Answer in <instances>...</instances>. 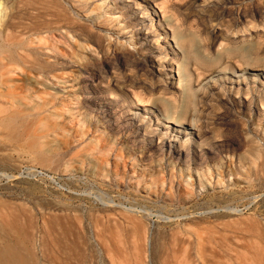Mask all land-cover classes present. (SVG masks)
Returning <instances> with one entry per match:
<instances>
[{
  "label": "rangeland",
  "instance_id": "obj_1",
  "mask_svg": "<svg viewBox=\"0 0 264 264\" xmlns=\"http://www.w3.org/2000/svg\"><path fill=\"white\" fill-rule=\"evenodd\" d=\"M80 1L85 4L86 11L76 6L77 3L73 11L68 10L69 4L73 5L68 0H0L1 6L4 4L11 12L17 26L15 31L22 33L21 36L33 32L44 35L46 30L55 32L57 25L68 17L89 22V16H92L94 32L117 36V47H132L135 36L130 39V29L121 30L123 19L118 9L113 10L112 0ZM202 3L201 0H152L149 5L159 18L158 6L169 9L178 22L184 23L185 31H192L197 36L199 46L208 47L212 54L221 45L226 46L227 39H222L220 31L211 34L210 27L225 31L232 22L227 13L222 18L213 16L211 21L204 15L200 17L202 20L199 19L197 11H201ZM239 3L240 0H235L228 6L235 8ZM99 13L108 19L118 18L108 20L104 25L94 19ZM137 16L138 13L134 15ZM155 28L148 39L154 46H163V40H158L160 30ZM67 38L75 47L78 59H82L76 64L83 68L86 62L93 63L95 68L105 71L102 78L118 74L116 78L121 83L123 75H130L129 80L138 86L148 77L159 75L167 86L172 85L175 95L181 91L176 63L172 64L168 76L164 75L168 66L160 69L156 63H151L148 70L137 72L132 66L117 62L110 52L97 50L94 44H89L90 54L83 50L82 40L80 42L71 34ZM104 39L105 43L109 40L106 36ZM254 40L262 44L264 37ZM243 41L245 44L244 39L240 43ZM168 43L175 45L171 40ZM260 50V55L264 56V46ZM175 53L181 54V51ZM37 56L47 59L39 52ZM232 69L234 71L227 69L220 75L214 73V79L220 78L214 92L218 90L223 95L224 91H231L232 97L246 100L244 94L235 93L237 88L241 91L246 83L253 90L263 89L260 84H264V75L259 67L239 71L234 66ZM132 70L136 71L132 73ZM62 71L73 75L68 68ZM191 72L193 77L197 75L193 67ZM12 75V84L31 86L27 81H33V73ZM207 76H200L192 88L202 91L203 86L211 84L209 80L213 78ZM96 83L100 84L98 87L104 85L100 79L93 85ZM94 86L85 94L88 101L98 102L100 95L108 96L106 92H96ZM63 88L75 90V87ZM35 90L31 89L33 96H45L41 93L42 86ZM72 93L84 95L77 91ZM129 93L134 100L133 94ZM11 100L16 104L15 98ZM38 101L37 96L28 98L22 104L26 107L20 106L25 110L21 117L0 121V221L16 219L27 233L33 235L35 242L22 245L32 252L33 264H231L238 260L264 264V120L256 116L255 107L252 114L245 109L239 111L238 105L234 104L231 107L235 112L231 113L227 109L229 104L211 98L206 100L208 107L203 121L205 119L210 142L217 144L229 138L238 143L229 149L215 148L216 159L202 163L197 169L192 163L169 159L166 150L161 158L157 136L153 137L154 147L149 152L145 151L144 142L127 143L128 132H134L133 125L138 123L135 120L131 124L127 120L129 115L122 113L124 109H117L115 116L121 117L119 125H124L126 131L108 134L99 132L103 124L96 112L87 114L89 111L83 108V100L74 101L72 106H76L77 119L90 116V127L76 125L75 129L83 133L74 136L73 124L69 123L68 113L60 104H56L57 108L50 105L49 112L43 110ZM139 102L144 103L131 107L130 114L135 111L140 115L143 107H150L146 99ZM256 105L259 107L257 99ZM142 122L140 124L148 123L147 118ZM155 122L152 117L151 126ZM94 123L98 129L95 132L92 131ZM144 133L140 127L139 135ZM97 134L102 140L107 139L108 147L113 149L107 150L102 159L95 155L97 150L93 148ZM185 138L184 132L178 135V140ZM200 171L204 174L201 185L197 176ZM59 248L74 252L73 257H62Z\"/></svg>",
  "mask_w": 264,
  "mask_h": 264
},
{
  "label": "bare ground",
  "instance_id": "obj_2",
  "mask_svg": "<svg viewBox=\"0 0 264 264\" xmlns=\"http://www.w3.org/2000/svg\"><path fill=\"white\" fill-rule=\"evenodd\" d=\"M68 1L73 3V5L69 4L67 8L70 11L74 10L73 6L75 3H77L76 6H79L84 11L87 9L85 4L80 0ZM112 1L114 2L113 10L118 9L123 19L121 30L130 29V31H128V34L130 33V39L135 36V43H132L131 48L127 45L117 47V36L112 37L111 35L107 36L105 33L99 34L94 32L92 16H89V22H81L74 17H68L65 19L66 21L57 25V31L55 32L46 30L44 35L33 32L30 35L21 36L22 33L15 31L17 26L12 21L11 12L7 10L4 4L1 6L2 2H0V121L14 120L21 117L22 114L25 113V110L21 109L20 106H24L22 104L26 103L28 98L37 96V98L40 99L38 102L43 110L51 112L50 105L51 107L55 105V108H57L56 104H60L64 112L68 113L69 123L73 124V135L78 136L83 132L80 129H75L76 125H80L81 128L84 126L90 127V116L85 115L83 119H77L75 115L76 106H72L74 105V101L77 102L81 98L83 100V108L89 111L87 114L96 112L97 115H99L100 121L103 124V128L99 130V132H108V134H112V132L115 133V131H117L123 133L125 126L119 125L121 117H116L115 115L117 109H124L122 113H127V115H129L127 120L130 121L131 124L136 121L138 123L135 124V126L133 125L135 131H130L132 134L128 132L125 138L127 143L138 145L144 142V149L146 152H149L150 149L154 147L152 143L153 137L157 136L160 140L158 148L161 153V158H163V152L166 150L169 159L172 158L178 162L184 161L188 164L192 163L197 169H200L199 166H201L202 163L214 161L216 159L218 154L215 152V148L229 149L238 143V141L229 138L223 139L221 143L217 144L210 142L208 136H206V132L208 131L205 128V119L203 121L208 107L206 102L208 98L221 100L226 105L229 104L230 106H227V109L231 113L235 112L233 107H231L234 104H236V106L238 105L239 111L241 110L243 112L245 109L252 113L253 107H255L256 116L264 120V84L262 82L260 87H263V89L253 90L251 87H248L246 83L241 91L239 88L236 89L235 93L244 94L247 97L246 100H241L240 97L237 99L236 96L232 97L230 94L231 91H227L228 94L224 91L223 95H221L218 90L215 92L213 91V89H216V83L220 81V78H213L214 73H226L227 69H231L232 72L234 71V69H232L234 66L239 71L259 67L264 75V56L260 55V49L261 46H264L262 45L264 42L262 44L254 42L256 37H264V0H240V3L235 8L233 6H228V3L232 4V1L234 2L235 0H206L207 2L201 0L203 2L201 11H197V14L200 15L199 19L202 20V15H204L211 21L213 16L222 18L227 16V13L228 16H230V22H232L225 31L209 25L211 26V34L220 31L223 34L222 39H227V44L225 43L226 46L221 45L220 49L217 48L215 53L212 52V54L209 52L208 47L203 48L201 45V48L197 41V36L192 31H185L182 27L184 23L178 22L177 18L170 14V10L164 8L162 5L158 6L160 9L159 14L161 15V18H159L156 11L152 7L150 8L149 4L152 0ZM192 2L193 4L195 3V1ZM193 9L196 11L195 7ZM136 13H138L139 16L135 18L134 15ZM144 17L145 19H143ZM96 18L98 19L96 20L97 22L107 25L109 22L108 20H116L118 17L114 16L108 19L106 16L103 14L100 15L99 13L98 16L94 17V19ZM147 19L149 23L146 24L144 22ZM154 26H156L155 29L160 30L158 33V40H163V46L158 44L154 46L152 45L153 42L151 43L150 39H148L150 32H153ZM61 28L65 29L61 30ZM119 32L121 31L119 30ZM68 34L79 39L80 42L81 40L83 41L82 46L85 52L92 54L89 49V44H94L97 50H106L105 52H110L117 62L128 64L132 66V69H137V72H141V70L145 68L148 70L151 63H156L160 69L164 68V66H168V70L164 73V75L166 74L168 76V74L172 72V64L176 63V70L179 78L178 82H180L182 86L180 93L175 95L174 91L171 89L172 85L167 86L164 79H159V75H157L159 80L156 79L157 77L155 78L153 76L154 78H152L150 76V78H146L147 82H141V84H137L138 86H136V82L130 81V75L127 77L123 75L125 72L122 74L124 80H121L120 83L118 81L119 79L116 78L118 74L116 77L110 74L102 78V74H104L103 72L105 71H102V68H95L93 63L90 65L86 62L83 64L85 67L82 68L81 64H76L80 62L81 58L78 59L76 56L75 47L68 41ZM104 36L109 39L107 43L104 42ZM160 36L162 37L160 38ZM243 39L245 40V44H243L244 41L240 43ZM170 40L175 44V48L168 43ZM178 50L179 53L181 51V54L175 53ZM37 52L41 55H45L47 59L38 57ZM168 55L171 56L168 58ZM191 67L197 72V77L192 76ZM64 68H68L69 72H72L73 75H69V73L62 71ZM135 71L136 70H132V73ZM15 73H20L21 75L24 73H33L32 82L23 78L28 84L31 83V86L26 87L21 83L12 84V74ZM150 74L151 73H149V75ZM205 74L208 75L207 77L210 76L213 78V80H209L212 83L203 86L202 91L198 88L193 89L192 84L194 81H198L199 77ZM99 79L104 83L103 87H98L97 85H100L99 83H96V86L93 85V82H97ZM221 81L224 82L225 80ZM89 82L92 83V86H94L93 89H95L96 92L102 94L101 91H103L106 92L108 96L100 95L98 97V102L92 100L88 101L85 94H88L90 89H92ZM219 85H221V83H219ZM41 86L43 89L41 93L45 96H33L30 93L31 89L36 91L35 89ZM62 86L75 87V90H64ZM135 87H137L139 91H135ZM128 89H131L129 92L133 94L134 100L137 101L136 103L130 96ZM75 91L82 92L84 95L78 96L76 95L77 93H72ZM157 91L160 93L158 94ZM155 92H157V96ZM256 94L257 96L255 97L254 95ZM13 98L16 99V104L12 102L11 99ZM142 99L149 101L150 107H143L140 115L135 113V111L130 114L128 110H130L131 107H134V105H143L144 102ZM256 99L259 103V107L256 105ZM139 101L143 103L141 104ZM29 115L31 114L29 113ZM152 117L156 120L155 123H152L154 126H151ZM145 118H147L148 123L140 124V122L143 123L142 121ZM111 120L113 121L111 122ZM114 122L116 124H114ZM170 124L171 126H169ZM183 126L187 128H183ZM140 127L145 132L141 136L139 135ZM93 128L94 130L92 131L94 132L98 130L96 128V123L93 124ZM158 128H160L162 132H160ZM193 130L195 132H193ZM181 132H184L186 137L184 140H178V135ZM94 136L96 138V143L93 148L97 150V154L95 155H97L99 159H102L105 153L108 152L107 150L113 149L108 147L107 139L102 140L98 134ZM111 153L113 154V151H111ZM115 155H117L116 152ZM97 156H95V159ZM144 157L146 159L147 155L145 154ZM141 160H144V158ZM197 176L199 178V184L201 185L200 179L204 176L203 172L200 171ZM163 178L164 176L162 179ZM0 240V264H33L32 252L29 249H24L22 245L25 246L26 243L30 244V242H35V239L33 235L26 232L25 228L18 220L12 219L8 222L0 221ZM59 253L62 257L68 259L73 257L74 252L71 253L67 248H63L59 250ZM205 263L206 262L203 264ZM231 264L256 263L250 260H238L236 263L232 262Z\"/></svg>",
  "mask_w": 264,
  "mask_h": 264
}]
</instances>
